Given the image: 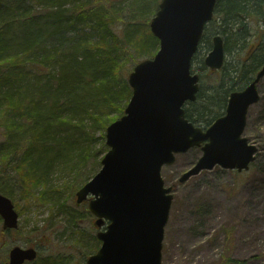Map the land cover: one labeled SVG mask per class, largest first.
<instances>
[{"label": "trees", "instance_id": "trees-1", "mask_svg": "<svg viewBox=\"0 0 264 264\" xmlns=\"http://www.w3.org/2000/svg\"><path fill=\"white\" fill-rule=\"evenodd\" d=\"M159 2L0 0V174L9 177L0 180L2 193L10 197L18 190L28 196L36 189L44 199L55 191L51 176L57 168L72 173L66 188L72 195L86 182V170L92 173L106 151L105 146L93 148L95 133L104 137L106 125L123 113L131 95L123 70L129 51L148 57L158 48L147 26ZM214 22L242 49L247 37L264 30V0H216L209 23ZM263 38L230 74L226 63L216 71L202 61V77L211 78L213 87L200 89L196 101L188 103L189 120L210 124L225 108L227 94L252 80L264 64ZM204 47L210 49L211 39ZM113 111L122 113L112 116ZM83 235L99 243L95 236ZM65 260L38 255L29 264Z\"/></svg>", "mask_w": 264, "mask_h": 264}, {"label": "water", "instance_id": "water-1", "mask_svg": "<svg viewBox=\"0 0 264 264\" xmlns=\"http://www.w3.org/2000/svg\"><path fill=\"white\" fill-rule=\"evenodd\" d=\"M216 0H161L149 22L159 40L152 58L137 63L128 75L132 89L124 115L106 128L109 149L101 169L76 192L80 203L90 193L89 209L97 217L101 245L85 264H161L164 225L172 195L160 175L175 154L202 142V155L186 170L183 182L203 169L219 164L226 169H248L257 147L242 137L250 105L259 100L257 83L264 64L245 88L230 93L225 114L205 130L185 117L183 105L194 101L199 75L190 66L205 24L211 20ZM224 62L221 35L212 38L204 58L211 69ZM3 228H16L18 214L10 198L0 193ZM34 247L13 246L1 264H22L36 258Z\"/></svg>", "mask_w": 264, "mask_h": 264}, {"label": "rangeland", "instance_id": "rangeland-1", "mask_svg": "<svg viewBox=\"0 0 264 264\" xmlns=\"http://www.w3.org/2000/svg\"><path fill=\"white\" fill-rule=\"evenodd\" d=\"M32 6L40 8V5ZM218 23L207 25L191 62V73L199 75L200 89L207 92L211 91L213 80L202 77L205 73L200 66L209 51L204 46L215 32L224 39L227 48L225 72L229 74L230 68L246 57L264 37V30L247 37L245 46L239 49L233 44V37L226 39ZM147 27L150 30L149 22ZM115 30L118 31L119 27ZM250 32H254L253 25ZM129 52L123 69L127 70L126 79L137 63L154 55L136 57L133 50ZM258 90L260 100L249 107L242 134L257 147L256 159L248 171L236 172L215 166L179 182V176L201 156L199 147L178 154L173 164L162 168L166 185L172 187L173 199L164 228L161 264H229L228 258L238 260V264H264V76L258 83ZM224 111L225 108L220 115ZM121 113L113 111L110 115L119 116ZM194 124L204 129L207 127L199 121ZM101 134L95 133V149L107 147ZM100 167L95 164L92 173L86 170L88 177ZM0 175L9 178L7 174ZM71 176L72 173L57 168L51 176L55 191L45 195L44 199L37 197L36 189L28 196H21L18 190L12 191L10 198L19 213V227L3 234L0 219V262L14 245L34 246L39 255L66 257V264H85L87 257L98 249L100 243L94 245L83 235L95 236L94 217L86 204H77L75 194L66 191L72 182Z\"/></svg>", "mask_w": 264, "mask_h": 264}, {"label": "bare ground", "instance_id": "bare-ground-1", "mask_svg": "<svg viewBox=\"0 0 264 264\" xmlns=\"http://www.w3.org/2000/svg\"><path fill=\"white\" fill-rule=\"evenodd\" d=\"M0 180H6V179H4L3 175H0Z\"/></svg>", "mask_w": 264, "mask_h": 264}]
</instances>
